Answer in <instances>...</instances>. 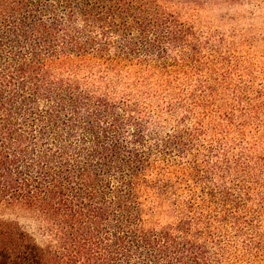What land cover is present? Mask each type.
<instances>
[{"label": "trees", "instance_id": "trees-1", "mask_svg": "<svg viewBox=\"0 0 264 264\" xmlns=\"http://www.w3.org/2000/svg\"><path fill=\"white\" fill-rule=\"evenodd\" d=\"M164 4L0 0V264H264L252 112L168 92L201 63Z\"/></svg>", "mask_w": 264, "mask_h": 264}, {"label": "rangeland", "instance_id": "rangeland-1", "mask_svg": "<svg viewBox=\"0 0 264 264\" xmlns=\"http://www.w3.org/2000/svg\"><path fill=\"white\" fill-rule=\"evenodd\" d=\"M164 5L191 29L201 63L187 74L172 70L175 80L168 92L184 95L199 81H208L215 107L240 108L241 98L243 108L252 112L245 119V135L257 141L255 152H264V0H165ZM160 80L151 76L141 90L159 93ZM231 140L237 144L234 136ZM0 218L30 229L20 209L0 206Z\"/></svg>", "mask_w": 264, "mask_h": 264}]
</instances>
